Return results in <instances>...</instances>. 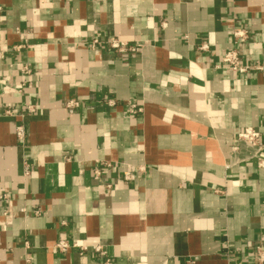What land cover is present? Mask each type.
<instances>
[{
    "label": "crops",
    "instance_id": "crops-1",
    "mask_svg": "<svg viewBox=\"0 0 264 264\" xmlns=\"http://www.w3.org/2000/svg\"><path fill=\"white\" fill-rule=\"evenodd\" d=\"M234 27L240 73L220 63ZM246 126L264 144V0H0V264H101L95 244L111 264L253 261L264 147Z\"/></svg>",
    "mask_w": 264,
    "mask_h": 264
},
{
    "label": "built area",
    "instance_id": "built-area-1",
    "mask_svg": "<svg viewBox=\"0 0 264 264\" xmlns=\"http://www.w3.org/2000/svg\"><path fill=\"white\" fill-rule=\"evenodd\" d=\"M248 37V32L246 29L242 27H234L230 31V41L231 44H233V47L230 49L224 51L220 56V63L227 68H229L231 71L234 72H243L246 71L250 66L243 62L242 57L240 55V46L245 42V40ZM97 42V39L91 40L90 45H94ZM105 44L107 47H110L114 51L117 52H124V51H131L135 52L140 49L139 44H129L126 41H119L116 38H109L105 41ZM200 50L205 49L206 45L201 44V46L198 47ZM218 68V66L216 65ZM254 69L259 70L261 69V66H252ZM22 69L27 74L30 72V69L28 67L23 66ZM103 105H108L113 107L115 105V101L113 99H105V101L101 102ZM63 105L68 109H73L77 107L78 101L74 98H67ZM125 110L130 114L139 113L142 110V107L134 100L132 99H126L123 103ZM31 106H28L27 111L31 110ZM6 115H12V116H23V112H19L14 109H9L4 112ZM15 135L19 140H23L26 135V130L23 125L17 124L15 126ZM236 138L239 141H244L250 145L257 146V148L261 149L264 147V144L260 140V134L259 132L250 127L246 126L242 128L237 134ZM111 165L109 162H98V165L93 168V178H98L101 176L103 172V168H107ZM259 166L264 165V163H258ZM127 179V177H125ZM107 186H110L107 184ZM35 214L38 213L37 210L33 211ZM54 247L57 248L59 251H65L70 248H78L79 252L82 253L85 250H87V247L83 245H78L76 242L70 241L68 242L66 239H58L56 243L54 244ZM91 248L99 253L102 257L101 264H111V260H109L106 257L105 251L103 247L99 244L91 245ZM247 264H264V250L260 246L255 247V255L253 261L247 263Z\"/></svg>",
    "mask_w": 264,
    "mask_h": 264
}]
</instances>
